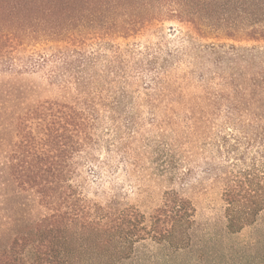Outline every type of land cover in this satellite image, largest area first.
I'll return each instance as SVG.
<instances>
[{
  "label": "trees",
  "instance_id": "obj_1",
  "mask_svg": "<svg viewBox=\"0 0 264 264\" xmlns=\"http://www.w3.org/2000/svg\"><path fill=\"white\" fill-rule=\"evenodd\" d=\"M161 21H176L198 38L253 45H202L204 55L197 58L203 67L180 72L166 65L140 85L137 99L161 133L146 143L137 138L136 117L127 115L129 148L118 139L117 123L127 114L124 102L134 85L110 89L127 80L118 70L120 53L99 70V56L81 54L82 45L138 37ZM51 41H60L47 48L57 53L55 71L64 68V75L50 74V83L61 77L62 91L72 92L73 100L46 98L0 111V120H14L6 156L11 181L33 191L43 208L36 222L0 247V264H121L142 241L180 254L194 244L197 209L187 191L199 170L200 183L221 188L229 232L264 218V49L256 44L264 43V0H0V54L3 61L11 58L8 69L17 45ZM14 85L0 83V92L6 88L9 96ZM149 145L162 160L160 175L178 184L164 190L149 214L116 193L104 202L89 198L83 168L99 159L97 150L141 154ZM131 165L136 162L126 161L122 170L138 182ZM163 256V264L176 260Z\"/></svg>",
  "mask_w": 264,
  "mask_h": 264
},
{
  "label": "rangeland",
  "instance_id": "obj_2",
  "mask_svg": "<svg viewBox=\"0 0 264 264\" xmlns=\"http://www.w3.org/2000/svg\"><path fill=\"white\" fill-rule=\"evenodd\" d=\"M86 41L88 42L82 45L81 54L91 57L99 56L95 69L106 68L117 54L116 52L120 53L118 70L127 76V80H123L116 86L112 85L110 89L121 88L122 90L125 85H128L126 82H132L134 85V91L130 83L127 87H130L132 92H129V99L124 102L127 114L123 115L124 117L117 123L121 129L118 139H121L124 146L129 148L131 144L127 138L129 129L127 115L136 117L138 126L141 127V134L137 138H144L146 143L160 138L161 133L153 127L150 110L142 106L143 104L137 99L144 90L140 85L152 82L166 65L169 69L180 70V72L192 70L196 65L203 67L202 61L197 58L198 55H204L202 45L211 42L253 45L246 42L235 43L233 39L225 37L213 38L212 35L198 38L186 26L176 21L151 23L141 35L134 38ZM19 42L22 43V41ZM57 44H60V41H51L47 46L42 43L17 45L13 55L16 57L12 58L14 67L10 66L9 69L5 62L11 61V58L8 57L3 61V56L0 54V83L11 81L15 84L9 89L11 91L9 96H7L6 88L1 90L0 111H3L6 105L15 106L16 110L17 105L35 104L38 100L46 98L73 100L72 92L69 94L62 91L61 77H58L56 84H51L49 80L50 74L61 75L64 72V68L60 67L62 71L59 69L55 71L56 64L60 66L59 59L54 57L57 53L47 48L48 46L53 48L52 46ZM256 44L260 49H264V43ZM199 48L203 50L200 51ZM34 65L36 68H33ZM68 72L65 71V73ZM23 86L26 89H23ZM13 121L11 117L0 120V247L8 245L15 235L36 222L43 213V208L38 204L37 195L33 191L18 189L8 173L6 156L9 144L14 140ZM156 152L157 148H152L150 145L141 154L131 151L125 153L122 152V148L117 153L110 154L103 148L97 150L95 155L99 159L94 164L85 162L83 168L84 177L87 178L89 198L95 202H104L116 193L120 195L121 202L138 206L144 213L149 214L160 203L164 190L178 188L177 183H172L173 181L166 176L160 175L157 166L162 163V160H158ZM124 161L132 164L136 162V166L131 165L130 169H135L140 178L138 182L134 179L130 181L124 174L122 170L125 168ZM99 174L100 177H98ZM154 174L161 177H156ZM203 175L199 170L190 181L195 186L187 191L197 209L193 230L194 244L180 254H172V249L167 245L157 246L152 242L142 241L134 246L133 255L121 264H163L165 253L172 256V260L176 257L173 264H264V218L254 226L245 227L235 233L229 232L226 227L221 188L212 184L210 180L200 183L198 179H201ZM86 255L88 259L89 256ZM92 260L100 262L95 254Z\"/></svg>",
  "mask_w": 264,
  "mask_h": 264
}]
</instances>
